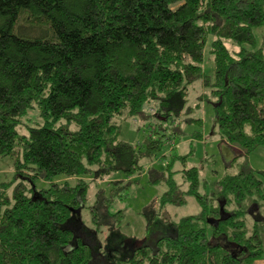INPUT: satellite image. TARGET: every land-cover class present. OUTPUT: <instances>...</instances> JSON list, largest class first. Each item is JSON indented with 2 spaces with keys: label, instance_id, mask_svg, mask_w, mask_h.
Returning <instances> with one entry per match:
<instances>
[{
  "label": "trees",
  "instance_id": "16d2710c",
  "mask_svg": "<svg viewBox=\"0 0 264 264\" xmlns=\"http://www.w3.org/2000/svg\"><path fill=\"white\" fill-rule=\"evenodd\" d=\"M21 25L44 36L17 35ZM262 26L264 0H0V158L12 160L17 182L11 201L4 191L12 182L0 184V264L264 259V215L252 217L245 207L264 212V171L245 162L264 147V56L242 48L232 55L222 44L253 47L252 31ZM208 36L215 39L209 51L215 134L243 152L239 171L223 174L209 195L199 194L195 168L181 171V184L170 169L166 177L154 172L149 183L166 185L160 208L185 205L191 197L199 212L172 223L157 220L147 207L149 237L142 240L120 234L114 223L121 212L111 214L112 200L97 189L88 209L94 229L108 230L101 245L79 222L90 186L85 178L100 183L116 172L126 179L142 173L143 154L118 140L115 119L141 116L156 98L161 115L178 116L187 87L207 79L201 64ZM34 109L43 126L18 136L16 128ZM161 146V140H147L144 155ZM37 180L49 187L36 191ZM123 182L115 186L123 190Z\"/></svg>",
  "mask_w": 264,
  "mask_h": 264
},
{
  "label": "rangeland",
  "instance_id": "374dc122",
  "mask_svg": "<svg viewBox=\"0 0 264 264\" xmlns=\"http://www.w3.org/2000/svg\"><path fill=\"white\" fill-rule=\"evenodd\" d=\"M202 8L203 11L204 7ZM15 33L25 38L44 36V34L40 35L39 32L22 25ZM252 33L255 43L253 47L247 45L238 47L230 40H222V44L232 55L237 54L242 48L247 52L259 51L264 56V26L253 29ZM213 40H215L213 37H207L201 64L202 73L207 79L202 77L187 87L185 109L178 116L161 115L156 98L144 105L141 116L134 118L122 116L115 119L119 127L118 140L137 149L139 154H143L142 158L138 159V166L142 168V173L126 179L122 173L116 172L100 183L95 182L92 176L85 178L89 181L90 186L87 191L85 208L80 212L79 222L85 230L92 231L96 241L101 245L104 244L108 230L104 227L100 230L94 229L90 222L88 209L94 203L97 189L103 190L105 197L112 200L109 210L111 214L121 212V218L114 223L115 227L120 230V234L126 238L142 240L149 237L143 216L144 209L147 207L154 208L157 220L160 218L159 221L172 223H176L182 218L195 216L199 212L195 200L191 197L186 198L185 205L160 208L158 202L166 191V185L149 183L150 176H155L154 172H162L166 177L167 169H170L172 173H175L173 180L179 183L182 177L181 171L195 168L198 170L200 180L199 194L209 195L215 181L223 174H236L239 171L244 160L243 152L238 147L226 143L230 147V157H228L224 149L223 143L225 142L220 141L215 134V116L212 106L215 100L212 99L210 87L214 80V63L209 55ZM206 81L209 82L208 86ZM157 97L159 99L161 95L158 94ZM62 123L64 122H59L55 126L58 127ZM42 126L43 120L39 117L37 109H34L21 120L20 125L16 128V133L18 136L28 135L30 128ZM70 129L73 130L74 127L71 126ZM195 134H197L196 136L201 135V137L193 139ZM147 140H161L162 142V146L158 150H154L150 156L144 155ZM235 149L240 150L241 153H236ZM186 155L187 159L184 162L174 160L175 156L184 157ZM235 158L236 161L232 164ZM245 162L247 167L253 171H264V147H258L252 151ZM68 181L73 184V180L68 179ZM122 181H124L123 186L127 185V187L120 190L117 188L118 186H115V183L120 184ZM11 182L12 186L4 191L9 201L13 199V189L17 183L14 182L13 162L9 157L0 158V184ZM108 182L111 184L107 185ZM59 183L62 182L59 181ZM48 187V183L41 180L34 182L36 191L46 190ZM232 207H226L227 211ZM245 207H250L248 212L252 217L262 218L264 215V212L259 210L255 204L245 205ZM246 220L250 227L252 218L248 216ZM155 226L156 224L152 225L150 231L155 230ZM218 243L223 244L222 241ZM255 264H264V259L256 261Z\"/></svg>",
  "mask_w": 264,
  "mask_h": 264
},
{
  "label": "crops",
  "instance_id": "0c3cea01",
  "mask_svg": "<svg viewBox=\"0 0 264 264\" xmlns=\"http://www.w3.org/2000/svg\"><path fill=\"white\" fill-rule=\"evenodd\" d=\"M223 144L225 145V146H224V145H223V146H224V149H225L226 155H227L228 157H230V154H229V152H230V151H229V150H230V147H229L226 143H223ZM235 152H236V153H241L240 150H238V149H235ZM176 183H177V182H176ZM181 183H182V179H181V181H180L179 183H177V184H181ZM185 188H186V186L183 187V189H185Z\"/></svg>",
  "mask_w": 264,
  "mask_h": 264
}]
</instances>
